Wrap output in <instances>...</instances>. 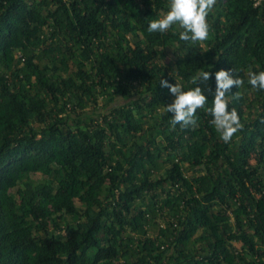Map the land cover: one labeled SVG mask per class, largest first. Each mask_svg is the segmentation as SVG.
<instances>
[{
    "label": "trees",
    "instance_id": "16d2710c",
    "mask_svg": "<svg viewBox=\"0 0 264 264\" xmlns=\"http://www.w3.org/2000/svg\"><path fill=\"white\" fill-rule=\"evenodd\" d=\"M167 10L0 0V264H264V90L247 75L264 71V0H217L197 43L147 31ZM221 69L244 80L228 143L206 110ZM160 79L201 87L195 127L171 125Z\"/></svg>",
    "mask_w": 264,
    "mask_h": 264
},
{
    "label": "clouds",
    "instance_id": "9594fccd",
    "mask_svg": "<svg viewBox=\"0 0 264 264\" xmlns=\"http://www.w3.org/2000/svg\"><path fill=\"white\" fill-rule=\"evenodd\" d=\"M217 0H167V12L161 18L149 22V33H165L173 26H178L179 39L185 42L197 43L206 41L209 37L210 26L207 17L215 6ZM209 71H200L193 82L210 80ZM248 83L255 89L264 90V71H249ZM162 88H167L174 97L171 103L166 105V111L172 114L170 121L172 126L179 124L182 128L195 127L197 125L196 113L208 103V98L201 87L196 86L185 90L179 83H169L166 79H160ZM244 80L238 75H233L232 70L221 69L215 73V90L212 92L211 107L206 110L212 116L210 123L220 134L224 143L231 141L234 134L242 130L243 125L235 108L229 109L228 94L233 87L240 88ZM239 98V93L233 95Z\"/></svg>",
    "mask_w": 264,
    "mask_h": 264
},
{
    "label": "rangeland",
    "instance_id": "374dc122",
    "mask_svg": "<svg viewBox=\"0 0 264 264\" xmlns=\"http://www.w3.org/2000/svg\"><path fill=\"white\" fill-rule=\"evenodd\" d=\"M252 160H255V158H252ZM237 244V243H236Z\"/></svg>",
    "mask_w": 264,
    "mask_h": 264
}]
</instances>
